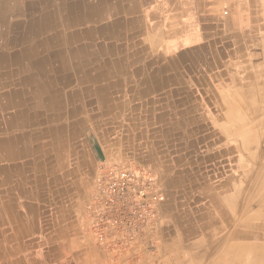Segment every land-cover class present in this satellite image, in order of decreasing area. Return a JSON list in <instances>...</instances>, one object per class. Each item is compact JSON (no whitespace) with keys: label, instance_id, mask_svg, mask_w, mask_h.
I'll use <instances>...</instances> for the list:
<instances>
[{"label":"bare ground","instance_id":"6f19581e","mask_svg":"<svg viewBox=\"0 0 264 264\" xmlns=\"http://www.w3.org/2000/svg\"><path fill=\"white\" fill-rule=\"evenodd\" d=\"M192 5L196 12L203 0H0V179L8 191H20L27 199L25 167L18 159L31 160L34 172L45 174L49 161L72 157L75 150L83 153L78 141L86 128H118L115 140L126 148L116 159L134 156L168 168L184 162L189 148L195 160L170 180L167 193L168 209L179 210L180 240L186 246L201 243L207 221L212 233L235 226V256L243 253L248 260L264 262V223H254L256 216L248 210L259 192L252 199L241 198L243 179L234 188L227 182L225 193L211 182L198 188L193 184L205 178L195 171L205 135L194 136L190 127L206 124L207 114L190 110L210 104L205 94L214 87V70H221L224 52L208 46V40L192 46L197 41ZM194 188L203 202L192 209L188 203ZM9 202L0 208L1 218L16 219L17 206ZM222 214L227 216L224 223ZM19 216L28 221L26 211ZM164 237L171 240L169 232ZM18 246H0V254L15 253Z\"/></svg>","mask_w":264,"mask_h":264},{"label":"crops","instance_id":"0c3cea01","mask_svg":"<svg viewBox=\"0 0 264 264\" xmlns=\"http://www.w3.org/2000/svg\"><path fill=\"white\" fill-rule=\"evenodd\" d=\"M250 3L252 4V6ZM194 9H195L194 5H192L191 6L192 26H193V30L195 31V34H197V41H195L192 44V46H198L199 44H203L205 43V41L208 40L209 41L208 46L210 47L212 46L215 49H220L221 51L224 52V62H223L224 67L222 66L221 70L219 71H217V69L214 70L215 71L213 75L214 78L212 79V84L214 85V87H212L213 88L212 91H208L205 94V97H207V101L210 104L205 108L201 107L202 109L198 108L197 110L195 109L190 110L191 114L198 115L200 112L203 111L206 112L207 114L206 124L201 125V126H205L207 133L206 136L202 139L203 144L200 146V149H202V146L206 144L207 153L204 156L205 160L213 164L211 168L207 169V175L204 174L199 167L200 163L204 161V159L198 156L200 155L201 152L199 150L200 152L197 156L199 157V159H201V161L198 164V166L195 168L196 169L195 171L196 173H202L205 176V178L202 180L196 179L194 180L193 184L194 185L196 184V187L198 188L200 187V185L204 186L211 182V184L216 186L218 189H221L225 193L226 186L224 185L227 182L230 183L232 186L233 185L235 186L238 180L241 183V180L243 179L245 182L242 186V191H240V197L244 199L250 197L252 199L253 196L259 192L256 196H254L255 202H253V204L250 205L248 210L250 212L249 214L251 215L255 214L256 216V218L253 221H255L257 224H259L260 222L264 223V196H263L264 195V0H203L202 8L201 9L197 8L196 12L194 11ZM223 10H225L227 13H223ZM204 31H206L207 34H205ZM241 52L243 54H241ZM246 87L247 90H245ZM246 96L248 99L246 98ZM248 104L250 106H248ZM242 109L244 114H242ZM257 109L259 111H257ZM245 110H247V112H245ZM225 114L226 115L228 114L227 117L229 119H224V117L226 116ZM243 115L245 116V118L243 117ZM243 120L244 122H242ZM197 126L200 125L197 124ZM252 126L253 128H255V130L252 128ZM250 127L253 129V131H249L252 130ZM250 134H252V136ZM257 141L259 143H257ZM78 142H79L78 144L81 145V148L83 149V153L80 150H75V152H73L72 154V157H67L62 160L60 159V160L49 161L47 165V173L45 174L34 172L32 168V161L27 158L20 157L18 161L23 162V167H25L22 174L24 178L23 188L24 190L27 191V193L29 192L28 194L30 195V197L25 199L23 195L20 194V191H18L19 202L10 201L9 203L11 204V206L14 208L18 206V208H20V202H21L26 209H28L30 205L31 208H33L32 201L33 199L39 196L40 192L52 193L56 191L57 192L67 191V189L72 184H76L75 176L83 172L87 174L89 168L88 162L90 159L89 157L90 154L86 148L85 142L81 143L80 139ZM238 143L240 146H238ZM192 158L195 157L193 156ZM70 161L74 163L73 166L72 164H70ZM148 169H150L152 172L154 171L149 167ZM165 178H166V188H165L166 190L164 189V191L168 193V189L170 185L169 175H167V177ZM247 181H249V184H247L248 186H250L249 189H247L248 186L245 185ZM261 182L263 185L261 184ZM2 184L3 186L5 185L4 187L7 189L8 194L10 195L16 194L13 191H8L7 184L3 182L2 179H0V185ZM77 185L79 186V184ZM244 186L246 189H243ZM80 187H82V185ZM197 188L192 189V192H195V194H193V198L191 201L192 209H194L200 203L203 202V200H201V198L197 194V191L195 190ZM261 188L263 189L261 190ZM6 201L7 200L2 201L0 199V208L2 207V205L7 204ZM248 203L251 202H247L246 206ZM164 206H165L166 215H172V214L175 215V216L173 215V219L175 220L174 223L176 226L175 240L177 241V250L180 251V255L183 251L184 252L188 251L187 257L190 256V259H192L191 263L193 264H241V263L264 264V262L262 261L246 259L243 253H240V255H238V258L235 256V252L237 250V246L235 244V236H233L235 226L227 227V228L224 227L223 230L212 233L213 232V230L211 229L212 227L210 223L207 221L208 231L206 234L205 233L200 234V237L202 238L201 243L194 246L184 245V243H182V241L179 238L181 236V234H179L180 224L177 218V215H179L178 214L179 210L178 209L176 210L172 209L173 211H171V209L169 210L167 203H165ZM259 207H260V211H256L259 209ZM20 214L21 212H18V224H20L18 225V236H19L18 250L22 249V241H24V239L31 237L33 234L36 233L38 234L39 232V226L36 220L28 219V221L26 220L23 221L21 218H19ZM242 218L243 216L240 215V219ZM219 219L221 223H224L227 219V216L225 214H222L220 215ZM240 219H238L239 221L237 220L238 224L241 221ZM4 220H6V217H4ZM199 220H200L199 218H196L197 222H199ZM235 224L236 221L234 225ZM79 225L80 222L79 224H77L75 221H71L69 225L67 224L64 225L61 234L63 240L62 244L64 245L63 247L64 250L61 249V252H63V256L65 258V263L63 264H106L105 263L107 257L106 252L95 248V245L93 244L89 236L83 233L79 235L77 238L72 236V233L70 231L79 227ZM23 226L25 227V229ZM228 229L230 230V232ZM224 231L226 232L225 233L226 235L224 234ZM40 237L41 239H38V241L39 242L44 241L47 243V246H49L45 250V252L41 254L45 255L48 259L53 258L57 254V252L60 251L57 250L56 247L52 246L53 244L51 245V243H54L55 241L54 234L52 232H47L44 234L40 233ZM3 238L4 240H6V236L3 235ZM242 245H243V241H241L240 239L239 241L240 248H242ZM74 248L77 249L84 248L85 251L74 253L73 252ZM210 249L213 250L211 251ZM200 255L201 257H199ZM67 257L69 260H67ZM116 258L118 259V257ZM180 264H183L182 258Z\"/></svg>","mask_w":264,"mask_h":264},{"label":"rangeland","instance_id":"374dc122","mask_svg":"<svg viewBox=\"0 0 264 264\" xmlns=\"http://www.w3.org/2000/svg\"><path fill=\"white\" fill-rule=\"evenodd\" d=\"M116 129L118 128L107 130L104 126H102L100 128H87L81 131V136L79 138L80 142L81 143L85 142L86 148L90 153V159L88 162L89 168L87 174L83 172L75 176L76 184H72L67 189V191L64 192L58 191L60 194L57 191L52 193L40 192L39 196L33 199L32 201L33 208H31V210L29 208L26 209L20 202V209L17 206L15 211L23 212V213L26 211V213L28 214V219L30 220L34 219L38 222L39 232L38 234L37 233L33 234L31 237L24 239V241H22L21 250H17L15 253L6 251L7 253L5 252L4 254H0V264H10L12 262L13 264H18V260H22L23 264L65 263L63 252H61L62 243H63L61 234L64 225L65 224L69 225L71 221H75L77 224H79L80 222L79 227L70 231L72 233V236L77 238L82 233L89 236V238H91V241L95 245V248L106 252L107 255L105 260L106 264H180L181 258L183 264H193L191 263L190 256L187 257L188 254L187 252L183 251L180 255V251L177 250V241L175 240L176 226L174 223L173 215H166L164 210L165 209L164 203H168V195L164 191V189L166 188L165 177L169 175L170 180H173L174 178L176 179L180 169L182 170L183 167L187 166L188 161L190 162L193 160L191 154L189 153L190 152L189 148H188V152H186L188 154H186L187 158L184 159V162L168 168L159 167L154 162L147 159L141 161L138 157H134V156H129L126 159H116L115 158L116 155H118L121 151L125 152V148H126L125 142H120L115 140L116 131H117ZM190 129L192 130V133L195 134L194 136H198V135L206 136L207 130L205 129V126L193 125L190 127ZM103 140H105V142ZM206 149H207L206 144H204L202 146V149H200L201 151L200 155H198L200 158H203L206 155L207 153ZM104 161L110 163H116L119 165L143 168V169H148L149 167L154 170L153 173L155 174L157 181L160 185L162 201L160 203L161 211H160L158 228L152 238L153 245L148 248L145 247L143 250L144 252L143 255H141L139 258L135 259L131 255L121 252L118 254L114 252L111 253L105 247L99 245L94 240V238L86 232L85 227L88 223L87 214H86V204L88 203L91 193L94 190L95 180L99 166ZM185 162L187 164H185ZM70 164H72L73 166L74 163L70 161ZM212 166L213 164L211 162H207L206 160H204L199 167L200 170L207 175V169L211 168ZM77 184H79V186ZM81 185L82 187H80ZM184 186H185L184 187L185 190H188L187 188L188 184H184ZM181 191L183 193V190ZM0 199L2 201L7 200V202L15 201V200H16L15 202H18V195L8 194L7 189L3 187V185H0ZM188 206L192 208L191 201L190 203H188ZM30 214L32 215V217L30 216ZM253 222L256 223L255 221ZM0 227H1L0 234L6 236V242L3 241L0 242L1 243L0 246L3 245L9 246L11 245V242L13 245H18V218L16 219L6 218V220H4V218H0ZM47 232H52L54 234L55 241L54 243H51V245L53 244L52 246L56 247L57 250H60L53 258L50 259H48L45 255L41 254L44 253L49 246H47V243L44 241L42 242L38 241V239H41L40 233L44 234ZM168 232L171 238L169 242H167L164 237L166 236V233L168 234ZM1 239H4L3 236H1ZM82 251L84 252L85 249L74 248L73 252L77 253ZM116 257H118V259ZM188 259L190 260L187 261ZM67 260H69L68 257Z\"/></svg>","mask_w":264,"mask_h":264},{"label":"built area","instance_id":"2783aa9c","mask_svg":"<svg viewBox=\"0 0 264 264\" xmlns=\"http://www.w3.org/2000/svg\"><path fill=\"white\" fill-rule=\"evenodd\" d=\"M161 201L151 170L104 161L86 204V232L111 253L139 258L153 245Z\"/></svg>","mask_w":264,"mask_h":264}]
</instances>
